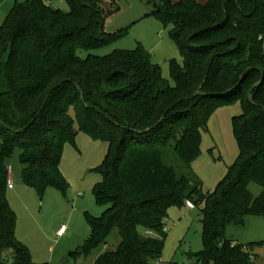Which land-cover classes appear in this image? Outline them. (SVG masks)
<instances>
[{"label": "trees", "instance_id": "16d2710c", "mask_svg": "<svg viewBox=\"0 0 264 264\" xmlns=\"http://www.w3.org/2000/svg\"><path fill=\"white\" fill-rule=\"evenodd\" d=\"M64 1L67 11L49 0L16 1L0 25V264H34L6 197L10 159L17 152L23 183L40 197L48 187L65 195L59 164L78 131L107 144L92 189L106 207L86 215L89 235L70 258L88 256L116 228L118 244L92 264H153L167 209L190 203L201 215L198 262L257 264L254 248L264 241L236 243L225 227L264 216V0H157L154 15L171 24L183 60L169 61L172 85L141 47L89 53L123 35L104 30L114 0ZM236 100L237 159L203 192L190 166L207 109ZM251 182L262 187L256 197Z\"/></svg>", "mask_w": 264, "mask_h": 264}, {"label": "rangeland", "instance_id": "374dc122", "mask_svg": "<svg viewBox=\"0 0 264 264\" xmlns=\"http://www.w3.org/2000/svg\"><path fill=\"white\" fill-rule=\"evenodd\" d=\"M26 0H1L0 25L14 3ZM118 9L108 15L104 30L118 36L105 46L89 53L106 55L114 50H135L141 47L151 55L153 63L161 69L163 78L170 84L169 61L183 60L175 43L170 38L171 24L162 22L154 15L157 0H114ZM63 11L68 10L64 0H49ZM85 56L86 52H81ZM242 113L240 101L214 103L207 109L206 125L200 130V152L192 161L190 172L202 183V191L210 192L226 174L228 167L237 159L239 149L234 135L233 120ZM107 151V144L92 139L87 133L78 131L73 142L63 145L59 168L66 182V194L48 187L43 196L25 185L21 179V164L17 152L9 161L13 187L6 197L16 215L15 235L31 253L34 264H60L69 252L79 251L89 235L86 215L99 217L106 206L98 205L93 187L101 180L97 168ZM168 162L173 158L169 155ZM173 159V160H172ZM174 166L178 162L174 161ZM176 166V169L179 167ZM248 190L258 196L262 187L251 182ZM199 208L185 203L167 209L163 229L165 241L162 254L153 264H201L196 254L202 250V227ZM65 225V231L57 236V230ZM225 236L239 244L264 241V216L246 215L243 224H228ZM119 242L118 230L114 228L104 244L88 256L69 257L66 264H92L100 253L112 250ZM257 264H264V246L254 248ZM8 251L4 256L8 257ZM212 264V262H208Z\"/></svg>", "mask_w": 264, "mask_h": 264}, {"label": "built area", "instance_id": "2783aa9c", "mask_svg": "<svg viewBox=\"0 0 264 264\" xmlns=\"http://www.w3.org/2000/svg\"><path fill=\"white\" fill-rule=\"evenodd\" d=\"M7 186H8V188L13 187V182H12L11 177H10V167H9L8 178H7ZM189 205H191V204L189 203ZM65 228H66L65 225H61L59 227V229L57 230V235L61 236L64 233Z\"/></svg>", "mask_w": 264, "mask_h": 264}, {"label": "water", "instance_id": "95a60500", "mask_svg": "<svg viewBox=\"0 0 264 264\" xmlns=\"http://www.w3.org/2000/svg\"><path fill=\"white\" fill-rule=\"evenodd\" d=\"M69 254H70V252L67 254V256L66 257H64V258H62L61 260H60V264H66L70 259H69Z\"/></svg>", "mask_w": 264, "mask_h": 264}, {"label": "crops", "instance_id": "0c3cea01", "mask_svg": "<svg viewBox=\"0 0 264 264\" xmlns=\"http://www.w3.org/2000/svg\"><path fill=\"white\" fill-rule=\"evenodd\" d=\"M173 2H175V1H178V0H172ZM198 3H201V4H203V3H205L207 0H196ZM58 236V235H57Z\"/></svg>", "mask_w": 264, "mask_h": 264}]
</instances>
